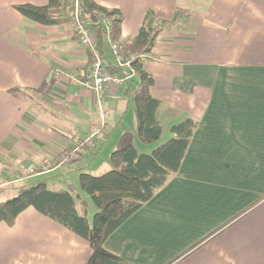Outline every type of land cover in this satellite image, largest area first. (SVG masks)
Here are the masks:
<instances>
[{"label": "crops", "instance_id": "crops-1", "mask_svg": "<svg viewBox=\"0 0 264 264\" xmlns=\"http://www.w3.org/2000/svg\"><path fill=\"white\" fill-rule=\"evenodd\" d=\"M96 1L121 11L124 38L146 15L191 11L183 29L159 34L147 69L163 101L162 125L198 121L179 172L106 238L105 249L122 259L117 264H264V0ZM21 3L47 0H0V197L46 176L81 192L68 165L78 170L90 150L75 162L63 154L99 122L81 84L88 52L72 24H38L14 8ZM51 78L49 90L39 89ZM123 98L118 87L105 93L107 107ZM23 166L36 170L14 181ZM91 253L87 239L34 207L12 225L0 223V264H84Z\"/></svg>", "mask_w": 264, "mask_h": 264}, {"label": "trees", "instance_id": "trees-1", "mask_svg": "<svg viewBox=\"0 0 264 264\" xmlns=\"http://www.w3.org/2000/svg\"><path fill=\"white\" fill-rule=\"evenodd\" d=\"M14 8L38 24L70 23L74 27V24L79 22L90 28L96 39L94 49L101 57L102 63L108 70L122 77L123 81L118 89L123 97H133L140 140L147 143L160 140L163 125L159 110L163 101L151 92L154 76L148 71L147 64L154 59L152 52L159 34L163 30L176 28L179 20H183V23H178L177 28L181 26L183 29L192 15L189 9L177 6L173 19L146 15L138 32L124 38L121 11L102 6L96 0H47L43 5L21 3L16 4ZM74 34L80 40L77 31H74ZM114 43L117 50L113 48ZM86 50L89 64L81 84L95 59L93 51L90 48ZM117 53L123 58L122 64L117 60ZM126 67L131 72H128ZM131 82L134 84L133 88ZM53 83L51 78L39 89L47 91ZM11 91L24 96L30 92L19 88H13ZM197 126L198 121L193 117L174 123L171 126L172 137L151 152H140L135 145L134 133L124 130L117 147L111 153L112 166L109 170L96 175L84 170L85 166L78 168L81 192L71 181H60L62 185L58 186L60 183L51 181V176L21 182L16 185V190L10 193L11 195L8 193L4 194L6 197H0V223L12 225L23 210L34 207L43 215L89 241L92 253L84 264H117L122 259L105 249L104 241L179 172ZM107 136L106 134L104 139L97 141L90 155L97 154ZM72 149L73 145L67 150ZM78 160L79 157L73 159V162ZM88 198L96 205L92 219H89L87 214ZM253 206L254 204L241 214H245Z\"/></svg>", "mask_w": 264, "mask_h": 264}, {"label": "built area", "instance_id": "built-area-1", "mask_svg": "<svg viewBox=\"0 0 264 264\" xmlns=\"http://www.w3.org/2000/svg\"><path fill=\"white\" fill-rule=\"evenodd\" d=\"M74 31H77L82 45L86 48H90L95 56L88 72L85 74V80L82 86L93 95L95 106L98 107L101 118L87 135L84 137H79V135L76 136L73 149L63 154V160H73L77 158L82 152V149H89L91 152L96 147L97 141L104 139L109 131L104 110V105L106 104L105 93L111 87H119L123 81L119 74L111 72L102 63L101 57L94 49L96 39L93 36L92 30L78 22L74 24ZM113 48L117 50V45L115 43L113 44ZM117 60L119 63H123V58L119 53H117ZM126 64L128 65V63ZM56 74H58V72H56ZM35 170L36 168L34 166L20 167L15 175L14 181H21L24 175L31 174L35 172Z\"/></svg>", "mask_w": 264, "mask_h": 264}, {"label": "rangeland", "instance_id": "rangeland-1", "mask_svg": "<svg viewBox=\"0 0 264 264\" xmlns=\"http://www.w3.org/2000/svg\"><path fill=\"white\" fill-rule=\"evenodd\" d=\"M181 25L183 23V20H179V22L176 23L175 29H182L178 25ZM184 26V25H183ZM218 38V37H217ZM210 55H207L208 57ZM131 87H134L133 82H131ZM108 108V109H107ZM105 110V116L107 120L110 122V133L108 134L106 140L104 143L99 147L97 154L85 158L82 166H85L83 168L84 170L92 173V174H102L109 170L112 166V160H111V153L112 151L117 147V142L124 130H135V139L137 142V149L140 152H151L154 148H156L158 145H161L162 143L166 142L172 137L171 133V126L172 121L169 118L163 119V133L160 140H158L155 143H147L140 140V136L137 133V120H136V114L133 106V97H127L123 98L119 101L116 106H109L104 105ZM108 110V111H107ZM97 118L96 120L101 118V113L98 109V107H94L91 109V115L90 118ZM68 168L70 171L74 174L79 176V170H75V165H68ZM75 170V171H74ZM53 174V173H51ZM80 188V184L78 185ZM11 195V194H10ZM7 195H4L1 198L6 197ZM88 212L90 214V217L92 219V215L94 211L96 210V205L94 201L91 198H88Z\"/></svg>", "mask_w": 264, "mask_h": 264}, {"label": "water", "instance_id": "water-1", "mask_svg": "<svg viewBox=\"0 0 264 264\" xmlns=\"http://www.w3.org/2000/svg\"><path fill=\"white\" fill-rule=\"evenodd\" d=\"M126 69H127L128 72H131V70L128 67H126Z\"/></svg>", "mask_w": 264, "mask_h": 264}]
</instances>
